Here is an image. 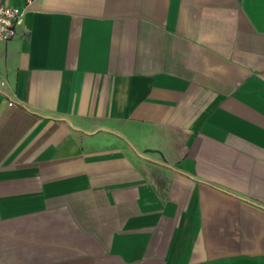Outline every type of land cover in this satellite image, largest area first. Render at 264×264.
<instances>
[{"label":"crops","instance_id":"0c3cea01","mask_svg":"<svg viewBox=\"0 0 264 264\" xmlns=\"http://www.w3.org/2000/svg\"><path fill=\"white\" fill-rule=\"evenodd\" d=\"M0 4V264H264V0Z\"/></svg>","mask_w":264,"mask_h":264},{"label":"built area","instance_id":"2783aa9c","mask_svg":"<svg viewBox=\"0 0 264 264\" xmlns=\"http://www.w3.org/2000/svg\"><path fill=\"white\" fill-rule=\"evenodd\" d=\"M25 12L19 6L0 4V41H9L17 35Z\"/></svg>","mask_w":264,"mask_h":264}]
</instances>
